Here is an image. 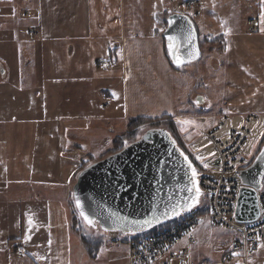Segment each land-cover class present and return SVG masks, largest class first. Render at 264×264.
I'll use <instances>...</instances> for the list:
<instances>
[{
  "label": "crops",
  "instance_id": "0c3cea01",
  "mask_svg": "<svg viewBox=\"0 0 264 264\" xmlns=\"http://www.w3.org/2000/svg\"><path fill=\"white\" fill-rule=\"evenodd\" d=\"M11 1L0 0V40L8 45L11 40L15 45L26 40V36H20L18 25L22 20L15 22V14L10 12L13 11ZM123 5L124 0H23L22 14L28 11L24 16L34 15L26 20L29 23L26 30L30 33V39L26 40L28 45L25 42L32 62L30 73L18 72V66H25L24 48L22 54L13 58L8 47L0 48L4 54L0 55L10 70L9 74L5 71L6 74L3 72L0 76V92L7 90L15 102L5 110L0 106V193L22 194L24 197V205L8 200L9 206L12 204L13 207L7 208L4 216L6 226L18 230L8 237L10 242H18L13 245L14 255H17V250H23L18 257L28 255L29 249L21 243L22 220L39 225L43 219L56 218L63 208L67 214L68 205L73 218L72 187L81 161L86 160L87 154L97 159L103 150L110 148L113 137L121 135L115 127L99 125L106 114L103 112L98 117L93 114L97 101L93 92H104L108 99L105 102L106 108H110L106 115L108 121H118L121 117L123 121L131 117H148L142 115L144 110L153 113L162 109L168 111L169 116H179L171 115L177 108L173 92L169 91L172 66L162 35L166 19L147 32L141 27V32L129 35ZM36 6H39V11H35ZM261 16L256 17L257 32L248 33L246 39L232 31L228 42L225 33L219 32L224 35L219 54L223 56V62L228 63V74L232 79L227 80L231 86L225 83L228 87L226 98L222 99V109L218 110L220 115H225L226 109L240 115L264 114V72L256 66L262 61L254 49L251 50L253 41L264 45ZM50 49L61 54L59 60L51 58L49 62ZM112 49L115 52L111 56ZM83 51L87 55L84 63ZM226 51L229 58L224 60ZM96 52L107 56L103 61L110 62V68L100 66L102 69L96 70ZM61 61L64 64L60 63L55 71L57 84L71 82L78 89L71 95L70 106L66 105L63 94L67 86L49 88L47 64ZM76 81H82V84ZM30 96H35L36 101L29 105ZM81 100L87 105L82 103L80 108ZM15 114L19 115V122H15ZM86 120L90 122L87 128ZM114 129L117 131L112 135ZM11 145L15 147L14 152L5 154L4 149L9 150L7 147ZM69 148L83 153L76 158L67 156L65 151ZM34 193L42 194V198L34 200ZM4 219L0 218V225ZM226 251L221 252L220 261ZM9 253L0 248V264H9ZM126 255L130 264L127 252ZM191 256L198 258L194 249ZM234 264H242L239 255H236Z\"/></svg>",
  "mask_w": 264,
  "mask_h": 264
},
{
  "label": "rangeland",
  "instance_id": "374dc122",
  "mask_svg": "<svg viewBox=\"0 0 264 264\" xmlns=\"http://www.w3.org/2000/svg\"><path fill=\"white\" fill-rule=\"evenodd\" d=\"M26 1L27 0H25V2ZM184 1L185 0H165L162 3L161 0H124L123 12L126 31L129 35L134 32H141V27L144 28L145 32H147L154 26H160L163 22H165V15L168 13H183L188 15L190 19H192L199 33V58L192 62L186 63L181 67L173 66L171 77L169 79V91L172 90L173 92L172 94L175 98L177 108L175 113H171V115L178 114L179 116L183 115L190 117L185 118L188 123V128L187 126H184L186 129L184 130V133L181 134L183 140L189 145V142L198 138V133L200 130L212 129L216 123V120H218L220 117L226 116L231 118L235 115H240L236 113H229L228 109H226L227 113L225 112V115H220V113H218V110L222 109L223 106L222 99L224 100L226 98V87L231 86L227 80L232 79L228 74V63L223 62V56L217 51L219 44L216 43L214 45V50L209 52L208 45L202 41V36H217L219 32H223L227 33V35H225L226 41L229 42V32L233 31V34L246 39V35L248 33H253L251 31L250 19L255 18L256 20V17L261 16L262 13H264V0H201L202 4L200 7V13L197 16L195 15V8L186 9L184 7ZM22 2L23 0H12L10 6L13 11L10 12H14L15 22L16 20H22L18 25V30L21 31L20 36L24 34L26 36L25 39L28 40L30 39V37H28L30 33H28L26 30L29 24L26 23V20L31 19L34 15L26 17L22 14V10L24 8V6H22ZM26 40L21 41L22 43L20 44L16 42L15 45L12 44L11 40L9 41L10 45L6 44L3 40H0V48L8 47L10 56L12 58L17 54H22L24 48L25 51L23 52V58L25 59V66H18L19 73H30V67L32 64L30 59L31 56L29 54L30 52L27 48L28 41ZM25 42H27V45ZM63 44H66V42H63ZM262 47H264V45H259L253 41L251 50L254 49V52L257 54V56L261 58L260 60L262 63L257 64L256 66L264 72V50ZM101 50H103V46L101 47ZM94 52L95 51H93L90 56ZM0 53L3 54L2 52ZM50 53L52 57L49 55V62L51 58L54 60H59L61 57L59 52L53 51L52 49H50ZM82 55H85V57H83L84 59H82V62L84 63V61L87 60V55L84 53V51L82 52ZM227 55L228 51H226L224 55V60L226 59ZM63 58L64 57H62V59ZM94 58V63L96 64L98 59L103 60L107 58V56L105 57L103 52H96ZM228 58L229 56L227 59ZM108 59L111 60L109 54ZM60 63L64 64L62 61L54 65L47 64L49 71L48 78L50 79L49 88L53 90L55 87L54 85H59V87L63 86V88L67 86V90H64L63 94L64 98L67 100L66 105L70 106L72 101L71 95L77 93L78 89L73 87L71 82L63 81V83L58 82L57 84L56 80H58V77L55 71L60 67ZM2 64H4L5 67ZM96 66V70H98V68L102 69L97 64ZM5 71L7 74L10 73L8 66L5 65L4 60L0 55V76H2L3 72ZM76 82L82 84V81ZM225 83L228 84V86ZM48 92L50 94L51 91L49 90ZM93 94L97 99L93 109V114L97 117L103 114V112L108 115L110 113V108L108 109L105 106V102H108V99L106 96H104V92L98 93V91H96V93L93 92ZM194 94L201 96L203 98V102L200 104L193 102ZM49 96L52 98V95ZM28 100L29 105L36 101L35 96H30ZM82 103L87 105L86 102L81 100L79 106L80 108L83 107ZM14 104L15 102L12 101V97L9 95L7 90L0 92V106L4 110L6 107H12ZM167 112L168 111L159 109L157 112L154 111L153 113H148L144 110L142 115H146L152 119H159L164 116H168ZM81 115L84 116L83 114ZM106 115L103 116V121L99 122L100 126L103 128L106 126L109 128L115 127L118 129V133L129 134L128 132L130 131L127 124L129 120L133 119L132 117L127 118L124 121L122 117L118 121L114 119L108 121V117H106ZM260 115L264 114H258L256 116ZM195 116L200 118H193ZM14 118L15 122L20 121L18 114H15ZM189 123L193 125V128H190ZM89 125L90 122L88 123L86 120V128ZM181 126L183 127L182 124ZM176 127L178 129L181 128L178 125ZM149 129H163L168 133L171 132V129H169V125H167L165 120L153 122L134 129L130 133L132 134L130 141L140 138L142 134ZM116 131L114 129L112 135ZM13 133H15V131ZM7 148L9 150L4 149V153H13L14 151L12 150H15L13 145L8 146ZM69 150L71 151L69 152ZM69 150L65 151V154L74 158L83 153V151L78 149L74 150V152L73 149L69 148ZM104 151L105 150H103L100 155ZM72 152L73 154H71ZM195 169L197 171V167ZM201 193L202 194L199 198L200 203L197 204L199 207L206 204L204 193L202 191ZM21 195L22 194L0 193V218L4 219L7 208L10 209V206L11 208L13 207L12 204L9 206V201H17L21 204L23 203L24 205V197ZM32 196L34 200L42 198V194L40 193H34ZM71 197L72 211L75 213L76 219V222L74 223L79 228V231L86 238H89L93 241H101L102 243L97 258H90L87 255L80 241V236L71 229V209L65 202L66 206L68 205L67 214L63 208L61 213H59L56 218L48 220L43 219L42 224L39 225H32L31 223L26 222L25 219L22 220V225L20 227L21 243L29 248L28 255L26 253L22 258L18 257L16 254H13V245L18 242H10L8 240L9 234H16L18 230L15 229V227L6 226L4 219L0 225V248L4 252L5 250L11 252V254L9 253L8 256L10 260L9 264H128L125 246H122L118 249H109L103 245V240L105 237L115 236L118 234V232H107L101 230L98 226L87 225L86 222H84L77 214L73 204V195ZM22 216L23 218L25 217L24 208ZM41 221L42 219H39V222ZM190 235L193 239V246L191 247V250L194 249V253H197L198 256V258L194 256L193 258H196L197 261H206L212 264H218L220 262V254L223 250H229L231 244L236 241H241L240 235L237 232L214 226L210 224L208 218H205L198 228L192 230ZM2 253L3 252H1V254ZM247 264H264V239H252L249 241Z\"/></svg>",
  "mask_w": 264,
  "mask_h": 264
},
{
  "label": "water",
  "instance_id": "95a60500",
  "mask_svg": "<svg viewBox=\"0 0 264 264\" xmlns=\"http://www.w3.org/2000/svg\"><path fill=\"white\" fill-rule=\"evenodd\" d=\"M191 32V38L188 33ZM171 64L181 67L199 58L200 49L195 25L183 13L166 17L162 33ZM173 52L169 51V37ZM177 59L181 63H177ZM199 96L196 103H202ZM119 151L90 163L77 175L72 187L73 201L78 215L84 211L103 231L140 234L161 225L176 215L172 206L183 210L194 195L188 159L163 129L146 130L142 136ZM264 146L253 162L238 172L241 186L234 207V218L241 223L254 222L260 213L257 192L264 181ZM79 200L82 205L77 208ZM167 212V216L164 213ZM158 218V220H157ZM151 219V226L135 223ZM85 222V221H84Z\"/></svg>",
  "mask_w": 264,
  "mask_h": 264
},
{
  "label": "built area",
  "instance_id": "2783aa9c",
  "mask_svg": "<svg viewBox=\"0 0 264 264\" xmlns=\"http://www.w3.org/2000/svg\"><path fill=\"white\" fill-rule=\"evenodd\" d=\"M201 4V0L184 2L185 8H195L196 14L200 13ZM35 11H39V6ZM27 14L28 11L24 13ZM250 24L251 31L257 32L255 18L250 19ZM96 64L111 67L109 62L101 59ZM263 133L264 115L254 114L222 116L212 129L200 130L198 138L189 146L199 164L196 179L205 196L206 210L201 211V207L196 206L148 232L109 236L103 240L104 245L110 249L125 246L130 264H211L197 262L191 256L193 239L190 232L208 218L210 224L237 232L241 238L230 246L218 264H234L236 253L242 264H247L249 241L264 239V187L257 192L258 218L250 223L236 221L234 207L241 186L238 172L253 157ZM22 254V249L17 250V255Z\"/></svg>",
  "mask_w": 264,
  "mask_h": 264
},
{
  "label": "trees",
  "instance_id": "16d2710c",
  "mask_svg": "<svg viewBox=\"0 0 264 264\" xmlns=\"http://www.w3.org/2000/svg\"><path fill=\"white\" fill-rule=\"evenodd\" d=\"M170 13L166 14V17L169 15ZM199 38V35H198ZM202 41L204 43H206L208 45V51L212 52L214 50V45L216 43L219 44L218 47V52L222 49V43L224 41V35L223 34H219L217 36H211V35H203L202 36ZM113 52H115L114 49L110 50V55H113ZM172 66V64H171ZM173 67V66H172ZM172 118L173 116H164L162 118L159 119H152L150 117H136L133 118L131 120H129L128 122V129L130 132H128L129 134H121V135H117L112 139L111 142V146L109 149H106L97 159H95L92 155L87 154L86 155V160H82L80 165H79V172L86 167L87 165H89L92 162H95L99 159H102L104 157H106L107 155H110L112 153H115L117 151H119L120 149H122L125 146V142L130 143V139L132 138V134H130L134 129H136L137 127H140L142 125L145 124H150L153 122H160L165 120L167 122V125H169V129H171L170 135L172 137V139L174 140V142L176 143V145L179 147V149L183 152V154L188 158L189 161H191V164L194 168H196L198 166V163L196 161V159L194 158V155L192 154V152L190 151L188 144H186V142L183 140L181 133L179 132L178 128L176 127V125L174 123H172ZM130 141V142H129ZM133 141V140H132ZM260 147L261 145L264 144V134L259 142ZM257 148L255 154L258 152V150L260 149ZM254 158V156H253ZM253 158L250 160L249 163L252 162ZM248 163V164H249ZM206 210V205L201 206V211H205ZM78 214V213H77ZM76 219L75 216H73V218L71 219V229L76 232L79 236H80V241L87 253V255L90 258H97V255L99 254V251L101 249V241H93L90 240L89 238H86L80 231L79 228L75 225ZM103 246V245H102ZM204 262V261H202ZM212 264V263H211Z\"/></svg>",
  "mask_w": 264,
  "mask_h": 264
},
{
  "label": "snow or ice",
  "instance_id": "6c2138e0",
  "mask_svg": "<svg viewBox=\"0 0 264 264\" xmlns=\"http://www.w3.org/2000/svg\"><path fill=\"white\" fill-rule=\"evenodd\" d=\"M262 21H264V13H262ZM262 31H264V29H262ZM191 35H192L191 32H189L188 33L189 38H191ZM225 35H227V33H225ZM168 39L170 41V43H169V51L170 52H173V46H172V43L171 42L173 40H175L176 38L170 36ZM177 63L179 64V63H181V61H179L177 59ZM127 146H128L127 145V142H125V147H127ZM182 155H183V153H182ZM261 156L264 157V152L261 153ZM187 159L188 158L185 156V160H187ZM197 159H201V158L200 157H197ZM204 166L207 167L206 164ZM188 168L191 170V180H190L191 187L188 188L187 190L190 193H193L194 192V195H192L190 197V201L191 202L185 204V206L183 208L184 211H190L191 209L195 208L196 205L200 203V199L199 198H200V196L202 194L201 193V190H200V188L198 186V181L196 179L198 173H197L196 169L194 167H192L191 161H188ZM76 206H77V208H81L82 209V205L80 204L79 200H77ZM171 211L175 215H180V212H181V210L179 209V207L176 206V205L172 206ZM80 215L82 216V218L84 219V221L86 222L87 225H89V226H95L96 222L93 219H91L88 215H86L83 210H81ZM164 215L167 216V212H165ZM157 220H158V218H157ZM135 223L142 224V225H147V226H151L152 220L151 219H146V220H144L142 222L137 221ZM236 255H238V253H236Z\"/></svg>",
  "mask_w": 264,
  "mask_h": 264
},
{
  "label": "flooded vegetation",
  "instance_id": "af4514ba",
  "mask_svg": "<svg viewBox=\"0 0 264 264\" xmlns=\"http://www.w3.org/2000/svg\"><path fill=\"white\" fill-rule=\"evenodd\" d=\"M193 97H194V101H193V99H192V101L196 103V99L199 98V96L196 95V94H194ZM196 104H199V103H196ZM195 119H199V117H196ZM263 146H264V144L261 145V147H260V144H259L257 148L260 147V149H261ZM260 149H259V150H260ZM258 152H259V151H258ZM255 156H256V155H255ZM254 158H255V157H254ZM253 160H254V159H253ZM253 160H252V162H253ZM252 162H251V163H252ZM251 163L247 164L244 168L248 167Z\"/></svg>",
  "mask_w": 264,
  "mask_h": 264
}]
</instances>
